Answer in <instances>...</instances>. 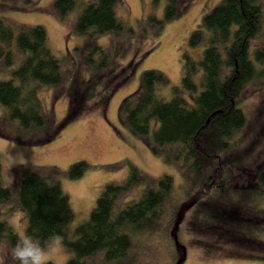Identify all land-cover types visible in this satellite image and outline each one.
I'll return each instance as SVG.
<instances>
[{"label": "rangeland", "instance_id": "rangeland-1", "mask_svg": "<svg viewBox=\"0 0 264 264\" xmlns=\"http://www.w3.org/2000/svg\"><path fill=\"white\" fill-rule=\"evenodd\" d=\"M54 1L0 0L4 25L41 26L45 30L63 78L59 86L37 91L43 118L49 122L43 133L23 131L0 106L1 181L10 192V201L0 203V221L10 227L15 238H0V264H19L15 251L25 240L35 242L26 234L27 217L18 204L20 167H54L60 172L55 178L73 211L68 236L88 219L107 184L126 180L130 166L151 180L171 175V201L181 203L186 198L177 170L123 127L117 111L122 100L137 90L143 71L161 72L169 80V88L180 85L183 54L198 61L202 51V47L188 46V36L219 0H177L181 14L160 27L150 18H163L167 0H121L115 12L122 30L94 41L108 54L85 45L75 30L82 4L90 0H78L79 5L62 21L52 9ZM260 4L264 13V0ZM261 46L264 24L251 51ZM11 53L8 65L6 56L0 57V80H9L23 59L16 49ZM200 75L198 71L195 76L197 85ZM169 88H160L158 94L170 98ZM238 107L246 126L235 137L236 147L223 154L224 184L185 210L175 230L180 244L161 230L134 236L133 264H264V182L259 181L262 174L264 181V76L244 86ZM79 161L89 168L81 178L69 179L68 169ZM138 195V188L130 190L117 207ZM170 208L167 203L166 209ZM168 215L169 211H164V216ZM171 228L169 225L168 230ZM58 239L59 248L55 247L57 239L40 247L51 256L47 263L65 264L72 257L62 238ZM94 261L91 264H102L100 259Z\"/></svg>", "mask_w": 264, "mask_h": 264}, {"label": "trees", "instance_id": "trees-1", "mask_svg": "<svg viewBox=\"0 0 264 264\" xmlns=\"http://www.w3.org/2000/svg\"><path fill=\"white\" fill-rule=\"evenodd\" d=\"M120 2L90 0L82 4L75 30L85 45L107 53L94 41L122 30L115 12ZM176 3L177 0H167L163 18L157 21L149 17L150 21L160 27L177 18L181 10ZM78 5V0H55L52 9L62 21ZM263 24L260 0H219L188 36V46L202 47V51L198 61L183 54L180 85L169 88V80L161 72L146 70L140 75L137 90L119 105L120 124L181 176L186 197L181 203L171 201V175L151 180L130 166L125 181L107 184L101 190L88 219L71 232L70 238L73 211L55 178L60 172L54 167H20L17 199L27 217V236L40 247L51 239L62 238L63 246L72 253L65 264H89L96 258L102 264H133V238L139 233L166 231L168 238L180 244L175 230L181 217L192 204L224 184L227 172L223 154L236 147L235 137L246 126L238 105L244 86L264 76V46L251 51ZM12 48L23 59L9 80H0V106L23 131L43 133L49 122L43 118L37 91L62 84L60 61L52 55L41 26L15 27L0 20V57L6 56L7 65L11 63ZM198 71L201 75L197 85ZM160 88H169L170 98L161 97ZM88 168L84 161L75 162L67 177L79 179ZM262 177L263 174L259 181L263 183ZM137 188V199L117 207L126 193ZM9 201L0 164V203ZM167 203L170 209H166ZM166 210L168 217L164 216ZM169 225L173 226L170 230ZM2 237L15 239L10 227L0 221Z\"/></svg>", "mask_w": 264, "mask_h": 264}, {"label": "clouds", "instance_id": "clouds-1", "mask_svg": "<svg viewBox=\"0 0 264 264\" xmlns=\"http://www.w3.org/2000/svg\"><path fill=\"white\" fill-rule=\"evenodd\" d=\"M55 247H60L59 239L56 240ZM14 255L19 264H47L51 258L50 254H46L37 243L29 240H25L23 246L18 248Z\"/></svg>", "mask_w": 264, "mask_h": 264}, {"label": "flooded vegetation", "instance_id": "flooded-vegetation-1", "mask_svg": "<svg viewBox=\"0 0 264 264\" xmlns=\"http://www.w3.org/2000/svg\"><path fill=\"white\" fill-rule=\"evenodd\" d=\"M259 239V238H258ZM261 241H263V240H261Z\"/></svg>", "mask_w": 264, "mask_h": 264}]
</instances>
